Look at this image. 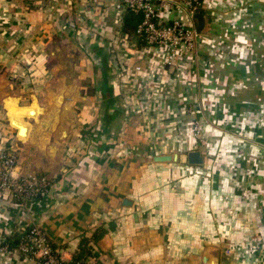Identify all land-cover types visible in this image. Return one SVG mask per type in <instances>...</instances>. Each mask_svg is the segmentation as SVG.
I'll return each instance as SVG.
<instances>
[{"label":"crops","instance_id":"obj_1","mask_svg":"<svg viewBox=\"0 0 264 264\" xmlns=\"http://www.w3.org/2000/svg\"><path fill=\"white\" fill-rule=\"evenodd\" d=\"M120 2L0 0V151L52 180L24 203L0 192V264H29L11 241L30 225L82 264H264V0H203L172 65L123 31ZM55 42L92 93L52 79Z\"/></svg>","mask_w":264,"mask_h":264},{"label":"built area","instance_id":"obj_2","mask_svg":"<svg viewBox=\"0 0 264 264\" xmlns=\"http://www.w3.org/2000/svg\"><path fill=\"white\" fill-rule=\"evenodd\" d=\"M203 0H121L119 8L122 14L130 9L143 15L137 32L146 39L147 46H158L165 50L161 60L164 65H172L186 51H194L197 47V19L201 12ZM178 12L187 14L191 23L185 22L181 16L171 19ZM18 163L17 154L9 149L0 151V192L10 191L13 200L28 201L47 191L50 178L46 175H15ZM2 234H0L1 238ZM9 245L0 242V252L7 251ZM16 250L29 264H74L66 260L53 247L50 239L35 225L20 237ZM76 264H82L77 262Z\"/></svg>","mask_w":264,"mask_h":264},{"label":"rangeland","instance_id":"obj_3","mask_svg":"<svg viewBox=\"0 0 264 264\" xmlns=\"http://www.w3.org/2000/svg\"><path fill=\"white\" fill-rule=\"evenodd\" d=\"M81 56L82 54L78 49L61 47L59 42H55L49 49L48 67L52 70V79H69L70 81L81 82L80 84L85 86L86 92L90 94L94 90L92 82L89 81L92 77L81 68ZM193 128L194 134L199 138L202 135L201 122H196ZM43 175L46 176L47 174Z\"/></svg>","mask_w":264,"mask_h":264},{"label":"trees","instance_id":"obj_4","mask_svg":"<svg viewBox=\"0 0 264 264\" xmlns=\"http://www.w3.org/2000/svg\"><path fill=\"white\" fill-rule=\"evenodd\" d=\"M142 18H143L142 13H140V12L137 13V12L132 11L130 9L126 10V12L124 13V21H123L122 29L125 33L130 35V39L132 41H135L137 39L138 44H141L142 46H144V45H147L146 39L137 32V27H138L139 23L142 21ZM39 175H43V174H39ZM57 178L60 179L61 177L57 176L56 179ZM50 181H52V180L50 179ZM15 201L18 203H24V201L18 200V199H16ZM28 231H29V227H27L18 236H14L13 240L11 241V245L16 246L19 243L20 237L23 234L27 233ZM84 251L85 250H82L80 254H83ZM73 262H74V264H76L79 261H73ZM79 263H82V262H79Z\"/></svg>","mask_w":264,"mask_h":264},{"label":"water","instance_id":"obj_5","mask_svg":"<svg viewBox=\"0 0 264 264\" xmlns=\"http://www.w3.org/2000/svg\"><path fill=\"white\" fill-rule=\"evenodd\" d=\"M197 19V32L201 34L206 26V19L203 13L199 12L195 15ZM19 132H27V127L22 126L19 128ZM158 161H168L173 158L171 155H161L156 157ZM188 162L191 165H201L204 163V157L201 150H193L188 153Z\"/></svg>","mask_w":264,"mask_h":264},{"label":"bare ground","instance_id":"obj_6","mask_svg":"<svg viewBox=\"0 0 264 264\" xmlns=\"http://www.w3.org/2000/svg\"><path fill=\"white\" fill-rule=\"evenodd\" d=\"M31 113H32V112H31ZM13 124H14L15 126H17L18 128H20L21 125L27 127V132H28V128H29V126L26 125L25 123L16 122V121L14 120V121H13ZM27 132H26V133H25V132H19V134H20L21 136L25 137V136L27 135Z\"/></svg>","mask_w":264,"mask_h":264}]
</instances>
